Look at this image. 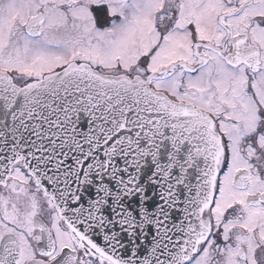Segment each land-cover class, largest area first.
Listing matches in <instances>:
<instances>
[{
	"label": "snow or ice",
	"instance_id": "obj_1",
	"mask_svg": "<svg viewBox=\"0 0 264 264\" xmlns=\"http://www.w3.org/2000/svg\"><path fill=\"white\" fill-rule=\"evenodd\" d=\"M0 264H264V0H0Z\"/></svg>",
	"mask_w": 264,
	"mask_h": 264
}]
</instances>
